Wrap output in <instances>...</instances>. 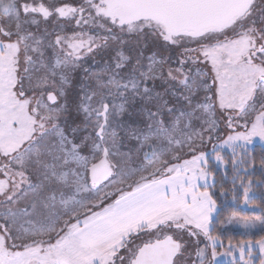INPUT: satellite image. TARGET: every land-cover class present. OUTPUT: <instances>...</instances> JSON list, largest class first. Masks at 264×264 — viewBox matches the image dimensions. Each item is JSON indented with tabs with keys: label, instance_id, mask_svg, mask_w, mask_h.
Listing matches in <instances>:
<instances>
[{
	"label": "snow or ice",
	"instance_id": "1",
	"mask_svg": "<svg viewBox=\"0 0 264 264\" xmlns=\"http://www.w3.org/2000/svg\"><path fill=\"white\" fill-rule=\"evenodd\" d=\"M254 137L264 0H0V264H264Z\"/></svg>",
	"mask_w": 264,
	"mask_h": 264
},
{
	"label": "trees",
	"instance_id": "2",
	"mask_svg": "<svg viewBox=\"0 0 264 264\" xmlns=\"http://www.w3.org/2000/svg\"><path fill=\"white\" fill-rule=\"evenodd\" d=\"M254 155H256L257 157V161L259 159V156L261 154H264V146L262 144H255L253 147L248 148ZM223 151L225 153H227L228 151L224 150ZM264 171L259 167H256L254 169L251 170V172L249 174H255L256 176L254 177H250V179H254V180H258L260 179L259 175H261V172ZM218 178H219V174H218ZM255 184V188L257 189V191H252L249 193V199H255L257 201H259L261 204H264V191H260L259 189L261 188L260 184ZM225 188H230V184H225ZM227 195V194H225ZM217 199H218V211L217 214L215 216V218L213 219V222L215 223L217 216L221 215V219L223 218L224 214L227 213L230 209H237L238 211L242 212V213H248V214H252V213H259L260 211H262L259 208H250V206H245L241 203H237L236 201H233L232 199H225L224 197H220L219 194H216ZM225 226V225H224ZM223 226V227H224ZM223 227L220 228V235L222 236V239H224V242L227 243L228 238L232 237L233 242L235 243L237 240L240 239V237L244 236L241 233H234V234H224L222 235V229ZM259 235H264V230L262 233L260 234H256V235H252V237H257Z\"/></svg>",
	"mask_w": 264,
	"mask_h": 264
},
{
	"label": "clouds",
	"instance_id": "3",
	"mask_svg": "<svg viewBox=\"0 0 264 264\" xmlns=\"http://www.w3.org/2000/svg\"><path fill=\"white\" fill-rule=\"evenodd\" d=\"M249 204L251 207L259 208L262 211L255 214H248L242 213L237 209H230L224 214L223 218L221 219V224H235L247 229L249 227L264 223V204H261L259 201H251Z\"/></svg>",
	"mask_w": 264,
	"mask_h": 264
},
{
	"label": "rangeland",
	"instance_id": "4",
	"mask_svg": "<svg viewBox=\"0 0 264 264\" xmlns=\"http://www.w3.org/2000/svg\"><path fill=\"white\" fill-rule=\"evenodd\" d=\"M262 144L264 146V140H261L260 137H254L252 142L250 144L247 145L248 148L253 147L255 144ZM224 150L228 151L227 148H224ZM245 206H248L247 204H244ZM218 208L216 209V213L213 215L212 220L215 218L216 214H217ZM264 230V223H261L259 225L256 226H252L249 227L247 229L242 228L239 225H235V224H226L223 229H222V235L224 234H234V233H241L244 236H254L256 234H260L262 233ZM224 241V239H222ZM225 245L227 244L226 242H224ZM218 251L223 252L224 249L223 248H218ZM224 259H227L226 257Z\"/></svg>",
	"mask_w": 264,
	"mask_h": 264
}]
</instances>
